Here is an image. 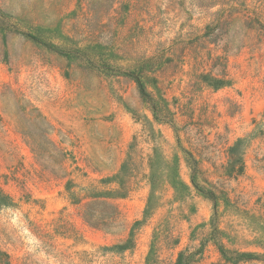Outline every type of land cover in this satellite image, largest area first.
Returning <instances> with one entry per match:
<instances>
[{
  "label": "rangeland",
  "instance_id": "obj_1",
  "mask_svg": "<svg viewBox=\"0 0 264 264\" xmlns=\"http://www.w3.org/2000/svg\"><path fill=\"white\" fill-rule=\"evenodd\" d=\"M0 8V264H264V0Z\"/></svg>",
  "mask_w": 264,
  "mask_h": 264
},
{
  "label": "trees",
  "instance_id": "obj_2",
  "mask_svg": "<svg viewBox=\"0 0 264 264\" xmlns=\"http://www.w3.org/2000/svg\"><path fill=\"white\" fill-rule=\"evenodd\" d=\"M21 32L22 30H20V28H18V26L15 24V22H13V20L11 19V17L6 14L1 8H0V33L6 38L9 32ZM25 33V32H23ZM27 34V33H26ZM30 35V34H28ZM32 37V36H31ZM137 79V83H138V87L140 90V94L143 98L146 99V101L150 102V103H154V98L150 96L149 92H147L146 87L144 86V84L141 82L140 77L136 76ZM216 83H215V87L216 88H220L223 87L224 85H226V80L224 79H215ZM239 144L240 143H236L234 146H232L230 148V152L232 153V156H236V151L239 148ZM191 157V161H190V165L192 166V169L194 170V172L198 173L201 168L199 163L193 158V156ZM107 181V180H104ZM123 185V184H122ZM113 193L111 194L112 196H109V198L115 197V196H120V197H125L126 194L128 193V190H126V188H120V190H115L112 191ZM110 192H95L94 194H96L98 197H104L102 196V194H106L108 195ZM210 193V197L211 198H215L216 194L214 192H208ZM96 196V197H97ZM110 205H114L111 204L109 202ZM215 230L217 232H219L218 229L215 228ZM216 243L218 245V249H220V252L222 254V260L226 263V264H241L242 262H248V261H253L259 258V256L255 255V253L252 252H235V251H230L227 250L224 247V244L222 242H220V240L217 238ZM220 245V246H219Z\"/></svg>",
  "mask_w": 264,
  "mask_h": 264
}]
</instances>
